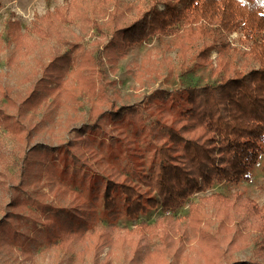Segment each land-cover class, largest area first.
I'll return each instance as SVG.
<instances>
[{"label":"rangeland","instance_id":"obj_1","mask_svg":"<svg viewBox=\"0 0 264 264\" xmlns=\"http://www.w3.org/2000/svg\"><path fill=\"white\" fill-rule=\"evenodd\" d=\"M153 5L163 8L162 0H0V264H153L151 251L163 258L154 264H264L255 256L264 253V215L245 209L264 208V144L249 179L214 183L167 208L155 192L160 162L168 153L181 160L180 139L203 138L185 88L220 75L216 47L197 63L193 39L121 36ZM224 39L248 49L239 31ZM241 51L232 70L253 64ZM167 127L177 131L173 143ZM64 149L74 158H62ZM111 181L156 202L114 216L100 198L92 212L102 218H81L87 198L112 191ZM97 230L112 241L95 251L84 242Z\"/></svg>","mask_w":264,"mask_h":264},{"label":"trees","instance_id":"obj_2","mask_svg":"<svg viewBox=\"0 0 264 264\" xmlns=\"http://www.w3.org/2000/svg\"><path fill=\"white\" fill-rule=\"evenodd\" d=\"M162 3V9L156 10V5H153L150 9L152 13L143 11L133 24L121 27V36L125 34L131 40L139 38L137 40L140 41L149 34L193 39L188 46L196 47L194 59L196 58L197 63L206 61L208 51L216 47L220 75L216 82L199 86L200 90L195 85L185 88L186 99L191 103V124L203 130V138H181L182 146L178 150L181 160L173 161L175 155L168 153V157L157 166L153 184L155 192L161 195V205L167 208L168 205L174 207L181 204L192 193L204 191L206 186L214 183H238L251 177V168L257 162L264 144V0H162ZM232 31L241 32L245 40L249 41L247 50L241 51L237 46L228 47L224 37ZM197 39L201 40L199 47L195 44ZM181 46L180 52H184L185 49ZM222 50H225L224 53ZM239 51L248 55L247 60L253 64L246 69L232 70L229 62H232ZM156 95L161 96L159 93ZM171 123L168 126L171 127ZM183 127L188 129L189 125L183 124ZM165 133H168V139L173 143L177 131L167 127ZM166 150L169 151L168 146ZM62 156L74 158L67 149L63 150ZM68 160L64 161V165ZM73 163L77 164V161ZM76 170L73 169V174ZM66 174L68 175L67 171ZM110 188L117 192L116 196L120 199L116 201L110 190H99L98 195L87 198L83 203L81 218L91 216L93 223L102 218L103 215L99 217L92 212L100 198L103 199L104 211L114 212V216L118 214L119 208L125 207L128 210L127 207H130L128 212L137 213L145 209V205L150 206L156 202L154 196L143 202L141 194L129 183L111 181ZM124 200L129 203L118 206ZM233 205L237 204L233 202ZM78 209L70 210V218L77 214L75 211ZM245 209L249 216L258 213L264 215V208L253 202ZM196 224L198 222L195 221L194 225ZM84 230L88 228L74 230L75 233L71 232L66 241L79 240ZM259 230H264V224L261 223ZM262 233L260 241H264V232ZM90 240L96 251L100 246L111 242L112 237L106 230H97L89 233L85 246H88ZM262 254L264 253L255 256L261 258ZM147 255L149 262L153 264L163 259L155 251L147 252ZM232 264L239 263L237 261Z\"/></svg>","mask_w":264,"mask_h":264}]
</instances>
